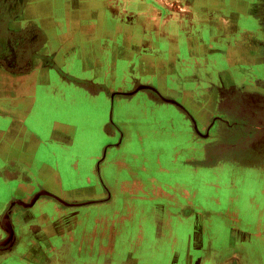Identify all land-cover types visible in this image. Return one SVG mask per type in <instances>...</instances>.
<instances>
[{
	"label": "crops",
	"instance_id": "crops-1",
	"mask_svg": "<svg viewBox=\"0 0 264 264\" xmlns=\"http://www.w3.org/2000/svg\"><path fill=\"white\" fill-rule=\"evenodd\" d=\"M54 2L53 9L59 8L61 15L64 5ZM54 13L51 0H0V243L8 237V227L13 234L9 245H0V264H99L94 248L101 222L109 229L108 240H114L101 264H264V179L262 184L242 182L248 185L244 190L263 191L243 194L242 202L238 194L227 202L224 193L225 199L204 203L212 220L205 219L204 211V224L209 225L202 233L194 232L189 220L180 222L178 209L168 208L167 200L138 194L152 187L131 180V169H116V133L109 129L114 120L124 128L118 149L124 150L130 137H140L123 111L128 102L117 104L123 111L121 120L115 97L110 96L114 86L93 91L66 74L61 66L67 60L66 25L61 17L51 21ZM34 33L44 36L46 43L39 44V37L29 41ZM144 103L141 95L130 105ZM179 105L173 107L177 118H172L171 128L159 129L160 137L178 136L183 126ZM98 131L107 139L101 147L103 162L91 154ZM86 136L90 143L83 147ZM186 137L193 134L187 130ZM260 167L263 171L264 165ZM30 174L40 176L42 183L35 189ZM40 190L80 204H64L74 206L72 213L52 214L63 203L50 194H39L28 206L18 203H29ZM91 205L101 211L93 216L84 210ZM227 205L247 221L243 227L228 229ZM165 214L167 224L162 227L159 220Z\"/></svg>",
	"mask_w": 264,
	"mask_h": 264
},
{
	"label": "rangeland",
	"instance_id": "rangeland-1",
	"mask_svg": "<svg viewBox=\"0 0 264 264\" xmlns=\"http://www.w3.org/2000/svg\"><path fill=\"white\" fill-rule=\"evenodd\" d=\"M54 4L51 0L52 12H55L51 21L58 22L61 17L66 25L67 60L61 62L66 74L93 91L114 86L110 96L115 97L116 111L118 103L128 102L123 105V111L128 113L133 126L136 125L140 137L135 140L130 137V145L127 142L124 148L132 150V155L125 159L116 156V169L121 170L125 161L131 169V180L156 182L161 187L158 197L172 202V208L178 209L181 219L187 217L188 204L199 213L202 198H213L210 184L220 181V174L213 170L220 165V160L208 156L211 150L224 146L221 137H207L203 103L212 104L217 96L215 89L227 86V82L242 85L244 89L264 87V66L256 64L264 62V0H61V6L64 5L61 15L59 8L53 9ZM37 41L41 45L46 43L44 36ZM110 55L114 56V61H110ZM177 90L180 91L177 93ZM141 95L145 103L143 107L138 106L140 112L137 105L130 104L138 102ZM178 104L181 106L178 117L183 123L179 125L178 136L160 137L159 129L171 128L172 118H177L173 107ZM123 111H118L121 120ZM244 113L242 116L233 114L229 119L247 123L250 115ZM216 115L213 110L209 112L212 124L219 117L228 120ZM115 117L118 118L117 113ZM119 126L116 120L109 125L116 133L115 150L120 148L117 139L122 136ZM243 128L244 133L249 129L244 125ZM187 130L195 137H186ZM102 137L98 131L92 143L95 148L91 151L100 162L105 160L101 147L107 141ZM88 142L83 141V147ZM224 172L221 177L224 184L217 186V193L224 188L238 194L237 200L242 202L243 194L253 196L262 191L258 187L244 190L248 185L242 186V182L262 184L264 170L237 165L232 169L227 167ZM30 177L34 189L42 183L40 176L30 174ZM167 184L172 188H166ZM156 191L139 189L136 192L151 197ZM159 198L155 200L160 201ZM61 205L50 212H74V206ZM96 206L84 210L94 216L101 211ZM160 221L162 227L167 224ZM107 222L112 228V222ZM97 228L99 242L94 250L97 249L99 255L94 258L101 264L114 240H108L109 229L104 223ZM133 254L137 256L138 252Z\"/></svg>",
	"mask_w": 264,
	"mask_h": 264
},
{
	"label": "flooded vegetation",
	"instance_id": "flooded-vegetation-1",
	"mask_svg": "<svg viewBox=\"0 0 264 264\" xmlns=\"http://www.w3.org/2000/svg\"><path fill=\"white\" fill-rule=\"evenodd\" d=\"M36 35L37 33L30 35L28 37L29 41L31 40L33 41V39H37L39 36L38 35L36 36ZM34 37H37V38H34ZM261 50L262 48L259 50V52H261ZM256 64L257 65L261 64V66L262 65L264 66V62L262 61L256 62ZM223 82H225V80H223ZM179 91L177 90L176 92L178 93ZM215 95L217 96L215 100L213 101V103L212 104L211 102H209L208 104L203 103V108H202L204 110L203 114L206 117V123L203 125L207 126L208 132H209V135L207 137H221L222 141L224 142L223 148H219L214 151L211 150L208 156L211 159L218 157L220 160V165H218L217 167H213V170L220 174V181H219V184H217L218 182L211 183L210 190H211V197H213L212 198L213 200H217L216 202H218L222 196H223L222 199H225V196H226V201L229 202L234 199L233 198L235 194L234 192L233 193L229 192V190H224V188L222 189V191L219 190L218 193L216 192V190L218 189L217 186L224 184L221 180V177L225 175L224 171L227 169V167L232 169L234 166H237V165H247V166H253L254 168L262 169L260 166L264 165V163L261 162V160L262 161L264 160V87L261 88L258 86H252L249 89L247 88L244 89L242 85H238V84L230 85L229 82H227V86L220 85L215 89ZM211 110H213L215 113L218 114L216 115V117L224 116V118H227L228 120H225V119H222V117H219L222 120L215 119L212 124L211 116H209V112ZM243 111L247 113L248 115H250L247 123L238 122V119L237 120L229 119L231 115L232 116H234L233 114L241 115ZM245 120L247 119L245 118ZM243 125L249 127V129L245 133H244L245 128H243ZM119 128H121L122 133L125 132L123 127L119 126ZM125 129L128 132L130 127L126 125ZM111 132L115 134L114 129H111ZM193 137H195L194 134H193ZM256 140H259L260 142ZM127 142H126L127 145H130L129 140ZM258 145L262 146V148H257ZM192 150H194L193 144H192ZM188 152H190V149H188ZM113 154L115 157L121 156L123 157V159H125L127 155L128 156L132 155V150L131 151L129 149L125 150V148L124 150L123 148L116 149V150L114 149ZM258 159H261V160L258 161ZM204 164H207V162H205ZM124 166L127 169H130V166H127V162H125ZM205 168L207 167L205 166ZM141 182L143 184H150V187H152V188H149L150 190H155V186H153L154 184H156L157 187L159 186L156 182L155 183L154 182L146 183L143 181ZM227 185L232 186L231 184H227ZM160 188H156L157 191L154 194L155 197H158V194H159L158 190ZM224 193H225V196H224ZM154 196L152 195L151 197H154ZM212 199L202 198V201H201L202 203L200 202L198 204L199 206L202 207L201 210L199 209L200 210L199 213L196 212V209L193 207V205L188 204L187 217L185 219H181L179 217L180 222H187L189 220L191 223V226H190L191 229L194 232L202 233L204 225H206L207 227V225H209V223L212 220L211 219L212 214L209 213V210L207 209L208 207L206 208L204 206V203L206 204L209 202V200H212ZM172 205L173 203L169 202L168 208H171ZM204 211H206L207 213L206 218H205L209 222V223L207 222V224H204V213H203ZM226 213L227 214L224 217V221L226 222L228 229L234 228L236 226L243 227L247 222L244 220V218H242L243 216L234 215L235 214L234 211L232 209H229V206L226 210ZM200 214L202 215L201 222L198 221ZM166 218H167V215L165 214L163 220H165ZM252 224L253 223H250V225ZM254 232L257 233V230H255Z\"/></svg>",
	"mask_w": 264,
	"mask_h": 264
},
{
	"label": "water",
	"instance_id": "water-1",
	"mask_svg": "<svg viewBox=\"0 0 264 264\" xmlns=\"http://www.w3.org/2000/svg\"><path fill=\"white\" fill-rule=\"evenodd\" d=\"M176 103H177V102H176ZM41 193L50 194L51 196L57 198L61 203L66 204V205H78V204H80V203H68V202L64 201L63 199H61V198H59V197H57V196H55V195H53V194H51V193L45 191V190H40L39 192H37V193L33 196V198L31 199V201H30L29 203H24V202H22V201H18V203H20V204H22V205H25V206H28V205H30L31 203H33V201L36 199V197H38V195L41 194ZM8 229H9L8 237H7L2 243H0L1 246L9 245L10 242H11V240H12V235H13V234H12V230H11L10 227H8Z\"/></svg>",
	"mask_w": 264,
	"mask_h": 264
},
{
	"label": "bare ground",
	"instance_id": "bare-ground-1",
	"mask_svg": "<svg viewBox=\"0 0 264 264\" xmlns=\"http://www.w3.org/2000/svg\"><path fill=\"white\" fill-rule=\"evenodd\" d=\"M3 223H4L5 225H9V222H8V220H6V218H4Z\"/></svg>",
	"mask_w": 264,
	"mask_h": 264
}]
</instances>
